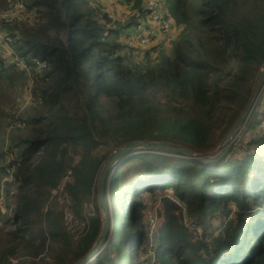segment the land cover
I'll return each instance as SVG.
<instances>
[{"label":"trees","instance_id":"1","mask_svg":"<svg viewBox=\"0 0 264 264\" xmlns=\"http://www.w3.org/2000/svg\"><path fill=\"white\" fill-rule=\"evenodd\" d=\"M91 1L26 0L39 24L14 23L0 30L11 38L21 60L29 63L36 58L48 64L42 71L31 67L39 83L33 94L41 102L35 101L37 115L29 119L26 113L30 131L14 136L20 156L14 181L5 184L4 195L10 203L11 188L17 186V206L15 218L4 222L10 231H0V264H14L13 259L15 264H38L47 242L62 245L44 264H76L91 251L101 232L98 180L109 156L137 141L209 151L214 114L223 102L237 96L244 110L249 101L241 93L244 87L251 93L249 84L264 66V0H170L172 25L184 31L168 51H156L158 63L153 65L129 62L127 52L132 48L125 38L130 36L124 33L138 24L133 13H144L146 0H125L133 3L129 25L113 22L105 13L99 19L102 13ZM7 7V0H0V10ZM6 53L0 44V116L8 107L10 93L27 76ZM142 53L149 58L150 53ZM161 92L167 99L165 108L160 106ZM259 108L252 113L247 131L259 123ZM251 143L255 149L248 146L243 158L211 164L165 151L127 159L124 163H135L131 170L139 174L134 180L126 179L128 173L123 174L120 166L110 176L109 205L115 227L93 264H136L137 249L148 240L155 243L157 264H264V132ZM99 147L110 151L105 157L97 156ZM3 159L0 149V162ZM68 171L73 181L66 192L75 214L81 217L85 203H97L96 216L75 247L60 214L45 210L50 190L60 185ZM167 189L189 206V217L220 219L221 232L205 241H191L185 225L173 224L177 223L171 214L176 206L164 198L168 221L152 238L143 222L147 194ZM141 194L147 196L139 200ZM129 195L131 210L121 222L126 203L123 207L119 203ZM232 203L239 209L233 218L228 210Z\"/></svg>","mask_w":264,"mask_h":264},{"label":"rangeland","instance_id":"2","mask_svg":"<svg viewBox=\"0 0 264 264\" xmlns=\"http://www.w3.org/2000/svg\"><path fill=\"white\" fill-rule=\"evenodd\" d=\"M13 0H7L8 3V7L6 9L0 10V30L3 29L4 26L7 25H11L14 23H23V24H27L29 26H35L37 25V23L39 22L38 19H36V17H34V14H26V16H21V17H17V18H11L10 21H6L2 18V15L6 14L9 9L10 6L12 4ZM134 1V0H133ZM25 4H26V0H24ZM110 2V0H94L91 1V5H93L95 8L99 9L101 11L102 14H100L99 19L102 18L103 13L107 14L109 16V18L113 21V22H117L119 24H123V25H129L130 23V17L132 16V8L131 9H127L126 5H132L133 3L130 2L128 4V2H126L125 0L121 1V0H116V2L114 4H108ZM165 4L167 5V9H168V14L170 17H173V2L170 0H165ZM101 5V6H100ZM127 12H129L127 14ZM134 14V13H133ZM170 20L168 19V22ZM171 22V21H170ZM139 23V22H138ZM39 24V23H38ZM137 24H134L128 28H126L124 30V33H128L129 35H131L132 38L135 39L136 36L141 35L140 32H138V29L136 27ZM143 26H148V28H153V24L151 21L147 22V21H143L142 22ZM136 27V29H135ZM133 30H136V33H133ZM184 29L176 31L173 34H170L169 39L167 40V43H174L176 40L180 39L182 34H183ZM52 36H55L54 32H51ZM9 37V36H8ZM62 37L65 39V34H62ZM125 38L126 43L128 45V47H131L133 40L134 39H129ZM150 44H143L142 42L132 46V51L131 53H129V51L127 52L129 54V62L135 63L136 65H140V63H142V65H148V64H156L157 59L155 57V53L154 49L150 48ZM5 46V45H4ZM6 51L8 53V51H12L10 53H8L12 58H13V62L16 64V59H20V57H18V55L16 54V52L14 51L13 46H11L10 43V48L5 46ZM142 51H146V53H150L148 54V57L146 59L145 53H142ZM167 51V50H166ZM165 52V49L162 51V53ZM6 53V54H7ZM132 56H131V55ZM18 67V66H17ZM48 68V67H47ZM18 69H21L20 67H18ZM24 70V69H22ZM27 74L26 77H24V80L19 81L17 84L19 85L18 91H17V86H16V90L14 93H10L9 95V102H8V107L5 108V113L3 115L0 116V123H2V119L4 117V115L6 116V120L4 123H2V130L0 131L1 137H0V149H2L3 153H4V162H0V216L3 217V220L1 219L0 221V231H3L6 233V231H10V228H5L6 226L4 225L5 219L10 217V218H15V212L14 210L16 209L17 206V195H18V191H17V186H14L11 188V192H10V203H7V199H6V194L4 195V191H5V184L6 183H11L14 181L10 180L9 178V174H8V170L10 169V166L8 164H6V154L9 153V151H16L17 155L20 156V149H18V147H16L15 145H17L14 142V136L15 135H19L25 132H29L32 124L30 125V121L29 119L32 118V116L37 115L38 111L35 110V106H37L38 104L35 102H32V95L28 96V93H36V88L39 85L38 82H36V79L34 78V75L32 74V71L29 70H24ZM261 74V70L259 71V73L255 76V79L253 80V82H251L249 89H251V93L248 94L246 93V88L244 87V92L245 93H241L242 96L244 97V100L249 101L248 104L253 100L254 98V92H255V88L259 79V76ZM263 100L262 105L261 101ZM159 101H160V106L161 108H165L166 106V96H165V92H161L159 95ZM261 101L259 102L258 106L255 108L254 111L257 110V108H259L258 110V115L260 116L257 119V123L253 129L247 131V125L249 124V121L252 119L253 114L250 116L251 118H249L247 124L242 127L235 135V138L232 140L231 143V147L229 152L227 153V155L224 157L226 159L228 158H243L242 156L244 155V152L246 151L245 149L249 146V148L251 149V151H253L255 149V146L253 143H251L253 140L257 139L263 132H264V95L261 99ZM242 100L240 99V97H236L234 98L232 101L230 102H223L221 104V106L219 107V109L216 111V113L214 114L213 120H212V132H211V136L209 137V145L211 147V149H209V151L204 152V151H198L196 150L195 152L197 153H217L218 151H220L224 145V142L227 138V136L229 135L232 127L235 125L236 121L239 119V117L244 113L246 107L248 106V104L246 105V107L244 108V110H241L242 105H241ZM174 104H177L178 106L183 107L185 105V102L182 103H178L175 102ZM107 106H108V102H107ZM31 112V113H30ZM240 112V116L231 124V121L235 118L236 114ZM26 113H29L28 117L29 119H26ZM24 119V121L26 122L27 126L24 129H15V127L13 126L14 122L16 120H21ZM261 121V122H260ZM10 146L17 148V149H13L10 148ZM8 147V148H7ZM245 150V151H244ZM110 148L109 147H99L96 151H95V155L100 156V157H105L107 155V153H109ZM116 152H113V154ZM141 154V153H140ZM137 156V155H135ZM134 156V157H135ZM172 158H179L177 156H175L174 154L169 155ZM111 156H109L110 158ZM109 158L107 159V161L109 160ZM8 161V160H7ZM220 161V160H219ZM3 163H5L4 165V169H3ZM136 164H130L128 165L127 163L125 164H121V172L123 174H127V178H129V180H134L137 175L139 174H134L135 172L132 169L133 166H135ZM119 166V167H120ZM2 169V170H1ZM130 169V170H129ZM112 176V175H110ZM122 178V176H121ZM108 180V179H107ZM124 180L121 179L120 184H122V186L124 185V182H122ZM156 181H159V178L156 179ZM111 182V179L109 178V183ZM153 183V182H150ZM66 190V188H65ZM60 192L59 187H57L54 190H50V196L48 199V202L45 205V210L49 211L50 209L53 211H56L57 213L60 214L61 216V225L63 226V229L65 230V233H67L69 235V238L72 241V245L73 247L76 246V244L80 241V239L84 236L85 231L87 230V225L86 222L84 221L85 218H94L96 216V208L95 205L97 204L92 203L89 204L88 202L85 203L83 205V209H82V216L78 217L76 214L75 216V222L69 226L66 223V220L64 218V209L63 207L59 204L58 202V194ZM149 195V197L146 199L147 201H145V204L147 205L146 210L144 211V218H143V222L146 225V229L150 232V235L152 238H154L155 234L157 235V232L160 231V229L163 227L164 223L166 221H168L167 219V215H165V212L167 211L166 208H164L163 204H162V199L167 198L170 199L174 204H175V211H173L171 214L175 217L177 223H173L175 224L177 227L178 225H185V227L188 228L189 233L191 234V241L194 242H199V241H205L204 238H208L210 239L212 236L219 234L221 232V230L223 229V224L222 221L220 219H212V218H208L206 220H201L199 221V219H193L191 217H189L188 214V209L189 206L187 204H183L182 202H179L178 198L175 196L174 191L172 189H167L166 191H156L152 194H147ZM147 195L145 194H141L140 199L142 200L144 197H146ZM151 195V196H150ZM54 196V198H53ZM5 197V198H4ZM134 197V196H132ZM137 198V197H134ZM138 199H135V201H137ZM126 201V202H125ZM133 200H131V196H127L126 199H123L120 201V206L123 207L125 204V207L123 208L122 212L120 213V220L121 222L126 221V219L129 216V211L131 210L130 204ZM128 202V203H127ZM8 204H10L8 206ZM98 205V204H97ZM74 210V209H73ZM228 210L231 211V217H234V214H236L239 209L238 206L234 203L230 204L228 206ZM75 213V212H74ZM100 213V212H99ZM170 214V215H171ZM101 215V214H100ZM111 218L113 220L112 224H111V228L109 230V234L108 236H110L109 240L111 239V237L113 236V228L115 227V222H114V216L113 213L111 215ZM150 221V222H148ZM46 225L44 224V227ZM132 232V231H131ZM4 238L6 236H3ZM157 237V236H156ZM62 239V238H61ZM60 239V240H61ZM107 240V239H106ZM210 241V240H208ZM1 241H0V246H1ZM39 244V242H38ZM157 244V242H156ZM61 242L60 245L59 243L56 242H47L46 244V249L43 252V254L37 259V263L38 264H44V262H48L51 259V255H54V253L60 249L61 247ZM134 248L137 249V246L135 243H133ZM3 246V245H2ZM1 246V247H2ZM155 243L154 242H150L148 240L147 243H145L141 248L137 249L138 250V255L139 258L136 260V264H139L140 262H144L148 264H157V261L155 260V250L154 247ZM105 247V246H104ZM102 248V251L106 248ZM128 252V249H127ZM20 253H24V252H20ZM101 254V253H100ZM113 257H116L117 252L113 251L112 253ZM125 255H127V253H125ZM152 255V256H151ZM151 256V258H150ZM97 257H95L92 260V264L93 261L96 259ZM158 260V259H157ZM17 262L16 259H13V263L15 264ZM161 264V263H160Z\"/></svg>","mask_w":264,"mask_h":264},{"label":"water","instance_id":"3","mask_svg":"<svg viewBox=\"0 0 264 264\" xmlns=\"http://www.w3.org/2000/svg\"><path fill=\"white\" fill-rule=\"evenodd\" d=\"M264 95V66L261 68V74L259 76L254 98L251 103L247 106L244 113L236 121L232 127L229 135L227 136L224 145L217 153H197L181 144L167 143V142H144L137 141L132 142L121 148L118 152L114 153L109 158L107 163L101 170L98 180V208L101 214V232L96 240L91 251L85 255L76 264H90L95 257H98L102 251V248L107 246L110 236L108 232L112 227L113 222L111 218V211L109 205V178L110 175L127 159L138 155L140 153H155L157 151H165L169 153H181L185 155L186 159L196 160L204 164L216 163L223 159L230 150L232 140L235 138L236 133L244 127L255 108L258 106ZM108 179V180H107ZM107 239V240H106ZM104 247V248H105Z\"/></svg>","mask_w":264,"mask_h":264},{"label":"built area","instance_id":"4","mask_svg":"<svg viewBox=\"0 0 264 264\" xmlns=\"http://www.w3.org/2000/svg\"><path fill=\"white\" fill-rule=\"evenodd\" d=\"M115 2L116 0H110L108 4H114ZM128 6L132 8V5L131 6L128 5ZM167 13L168 12L165 8V3L162 0H146L144 13L140 11H134L133 15L139 20V23L136 25V27L138 26L137 29L138 32L141 33V35L136 36L135 39L132 37L129 38L130 40L134 39L131 47L140 42H142L145 45L155 42V46L157 48L156 51L162 52L165 49L164 44L167 42V38L173 29L171 22L170 21L168 22L169 16L167 15ZM26 14H34V17L38 19L37 13L35 11L28 10L24 0H13L9 11L6 14L2 15V18L6 21H10L11 18L21 17L22 15L26 16ZM143 21H147V22L151 21L153 26H155V28L151 29L148 28V26H143L142 25ZM160 37L162 39H159ZM10 43H11L10 37L0 34V44H3L10 48ZM10 52L12 51H8V53ZM16 61L18 67L27 71L31 70L32 66H35L38 70L41 71L48 67L46 61L36 58L32 59L29 63H26L23 60H19V59H16ZM28 94H29L28 96L32 95V102L35 101L41 102V97H35L33 93H28ZM13 126L15 127V129H24L26 128L27 124L24 121V119H21V120H16ZM10 148L17 149L12 146H10ZM6 156H7L6 159L8 160L6 162L10 166V169L7 172L9 174L10 180H13L16 169V163L19 161L18 159L19 156L17 155L16 151H12V152L9 151V153L6 154ZM72 181H73V173L72 171H68L67 174L62 179V181L60 182V185L58 186L60 192L57 197L59 204L64 209V218L66 220L67 225L69 226H71L75 222L76 215L73 210L72 200L68 195V193L66 192L65 188L67 187L68 184L72 183ZM88 203L92 204L93 202H88ZM90 220H91L90 218L84 219L87 225V230L85 231V233L88 231L90 227Z\"/></svg>","mask_w":264,"mask_h":264},{"label":"crops","instance_id":"5","mask_svg":"<svg viewBox=\"0 0 264 264\" xmlns=\"http://www.w3.org/2000/svg\"><path fill=\"white\" fill-rule=\"evenodd\" d=\"M126 8L127 9H131L129 6H127L126 5ZM165 8H166V10L168 11V9H167V5H165ZM129 12H127V14H128ZM167 15L169 16V14L167 13ZM169 19H170V21H171V24H173V22H172V18L169 16ZM172 27H173V29H172V31L170 32V34H173V33H175L176 31H179V30H182L180 27H178V26H176V24H174V25H172ZM153 28H155V26H153ZM133 33H136V31L135 30H133ZM128 36H130V38H131V35H129L128 33H126ZM170 34H169V36H170ZM169 36H168V38H167V40L169 39ZM159 39H162L161 37L159 38ZM171 45H172V43H165L164 44V47H165V50H169V48L171 47ZM150 48H152V49H154V52H156V50H157V48H156V46H155V42H152L151 44H150ZM142 52H146V51H142Z\"/></svg>","mask_w":264,"mask_h":264}]
</instances>
